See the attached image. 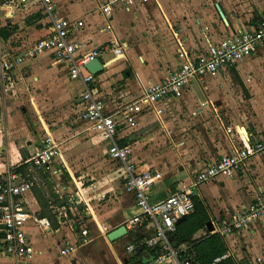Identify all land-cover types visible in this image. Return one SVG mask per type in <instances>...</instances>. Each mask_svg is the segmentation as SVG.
<instances>
[{
    "label": "crops",
    "instance_id": "obj_1",
    "mask_svg": "<svg viewBox=\"0 0 264 264\" xmlns=\"http://www.w3.org/2000/svg\"><path fill=\"white\" fill-rule=\"evenodd\" d=\"M5 2L0 0V46L6 47L11 39H17L14 46L23 40L32 43L51 33L53 21L42 5L18 7ZM55 4L58 18L85 22L83 30L75 32L77 39L86 41L85 51L117 44L126 49V58L113 61L111 51L99 58L105 65L98 73L103 82L97 91L109 108L140 97L142 85L163 79L187 59L205 53L210 42L250 29L264 18V0H151L129 7L123 0H55ZM106 4L112 8L111 17L103 12ZM4 31L8 38L2 36ZM237 85L246 92L244 96L235 89ZM84 88L83 81L71 78L66 65L50 51L0 75V173L27 161L47 135L60 143L63 159L58 175L31 174L35 186L26 196L27 208L35 218L50 221L47 228L34 219L26 225L34 257L16 260L3 255L0 264H146L155 255L151 248L139 245L155 234V224L145 223L134 231L128 228L126 223L140 212L135 197L126 190L120 167L118 172L112 169L116 162L107 155V143L86 131L87 125L79 120ZM212 90L224 95L201 98L198 94ZM185 91L197 93L201 109L193 116L202 120L187 138L179 139L165 129L164 116L175 97L165 103L161 118L151 112L142 114L136 127L122 131L120 143L131 147L132 161L140 170L159 174L153 202L181 189H192L204 200L214 230L206 225L176 248L183 257L190 253L193 264H199L194 242L207 231L220 234L224 223L264 194V151L250 157L233 178L193 185L206 164L243 148L248 138L253 142L264 135V46L217 78L195 81ZM153 122L162 128L147 131ZM161 130L166 131L170 148L159 143ZM133 139L137 141L129 142ZM160 145L165 150L158 153ZM76 195L89 205L87 215L56 202L71 201ZM121 226H126V235L110 241L108 234ZM82 229L89 230L88 237L82 236ZM223 238L229 255L225 259L233 264L263 258L264 217L248 230ZM70 244L76 250L62 255ZM134 244L142 248L130 252L128 247Z\"/></svg>",
    "mask_w": 264,
    "mask_h": 264
},
{
    "label": "built area",
    "instance_id": "obj_2",
    "mask_svg": "<svg viewBox=\"0 0 264 264\" xmlns=\"http://www.w3.org/2000/svg\"><path fill=\"white\" fill-rule=\"evenodd\" d=\"M123 1L129 7L151 0ZM5 3L18 7L27 3L40 4L52 18L53 26L49 35L32 43L23 40L14 46L17 39H11L6 47L0 46V75H7L27 59L50 51L57 61L66 65L71 78L81 79L85 88L81 94L83 107L79 120L87 125L86 131H92L107 143V155L120 165L125 188L134 195L140 211L126 223L128 228L134 231L145 223L155 224V234L139 243L155 251V255L146 264H193V259L181 256L167 237L176 230L182 217L195 210L193 190H177L166 198L153 202L152 189L159 174L140 170L132 161L131 147L120 143V135L123 130L136 127L140 116L146 112L161 118L167 110L165 103L178 97L195 81L203 82L205 79L217 78L227 67L256 53L259 47L264 46V18L250 29L210 42L205 53L187 59L163 79L142 85L140 97L109 108L106 101L98 96L97 89L103 79L100 75L91 73L86 65L96 58L103 57L107 51L114 54L113 61L126 58V49L117 44L111 49L97 48L85 51L86 41L77 39L75 35L76 31L83 30L85 22L58 18L55 0H6ZM103 12L106 17H111V6L104 5ZM227 130L232 131L230 127H227ZM60 146V143L47 135L42 139L40 146L32 151L27 161L0 173V256L7 255L16 260L34 257L35 246L26 231V225L34 219L42 227L47 228L50 221L46 218H35L27 208L26 196L35 186L31 174L35 172L60 174L63 165ZM263 151L264 135L253 142L248 138L243 148L236 149L232 154L223 155L200 169L193 185L233 178L246 166L250 157ZM263 217L264 194H258L248 207L224 223L219 233L224 237L236 232L242 233L248 230L254 221H260ZM81 234L88 237L90 232L88 229H82ZM139 245H130L128 250L134 252ZM75 250L76 245L70 244L62 249L61 253L65 256ZM228 256L225 254L215 259L213 264L220 263ZM245 264H264V257L250 260Z\"/></svg>",
    "mask_w": 264,
    "mask_h": 264
},
{
    "label": "rangeland",
    "instance_id": "obj_3",
    "mask_svg": "<svg viewBox=\"0 0 264 264\" xmlns=\"http://www.w3.org/2000/svg\"><path fill=\"white\" fill-rule=\"evenodd\" d=\"M111 55L112 54H110L108 56V58H110ZM73 83L77 84V81H75ZM235 89H237L240 92V94H243V96H244V94H246V92L244 90L240 89V87L238 85L235 87ZM231 92H233V95H237L236 94L237 92L234 91V88H232ZM198 94L200 95L201 98H203L206 95H212V96H214V98H218L219 94L220 95H224V91L215 90V91L210 92V93H206L204 91V93L203 92H199ZM196 95H197V93H192V92H189V91H183L178 96V98L175 101H173L172 104L170 105L169 113L166 116H164V122H165V126H166L165 129L167 130V132L172 133V135H173V133H175L176 137L179 138V139L187 138V136H189L190 132H193L194 130H196L197 127L201 126L202 120L199 119V118L196 119L193 116V114H195V112L200 111V109H201V104L197 100ZM212 109L213 108H212L211 104H209V106L207 107V110L211 111ZM157 123L158 122H153L150 126H148L147 131L155 130L158 127L160 129L161 126H160L159 123L158 124ZM175 131H177V132H175ZM156 135L159 136V134H156ZM166 135H167L166 131L165 130H161V134H160L158 139L159 140L163 139V141H159V143L161 145H163V146H164V143H165L166 146L170 148L171 144H170L168 138L166 137ZM149 139L150 138H148V140ZM167 144H169V145H167ZM161 145L159 146V148H157L158 149V153L163 151V150H165V148H163ZM169 156H173V154L170 153ZM184 157H185V154H184ZM114 164H113L114 166H113L112 169H115V171L118 172L117 169L120 167V165L117 164V163H114ZM75 197L76 198H71V201H69L67 199V200H65V202H63L61 200L60 201H56V202L57 203L58 202L61 203V205H62V203H65V205H66V207L68 209L71 206H72V208L73 207L78 208L79 210L83 211L85 215H87L90 212L89 205L87 203L85 204L81 200V197H79L77 195ZM59 208L62 209L63 206H60Z\"/></svg>",
    "mask_w": 264,
    "mask_h": 264
},
{
    "label": "trees",
    "instance_id": "obj_4",
    "mask_svg": "<svg viewBox=\"0 0 264 264\" xmlns=\"http://www.w3.org/2000/svg\"><path fill=\"white\" fill-rule=\"evenodd\" d=\"M9 35L10 34L6 31L2 32V36H4V38H8ZM135 141H137V139H133L129 142ZM121 144L128 145L126 142H121ZM192 198L195 203V210L189 214L185 220L177 225L174 232H171L167 235L171 245L174 248H177L181 244L190 241V238L194 234L202 229H206V225L210 221L209 211L204 200L196 195H194ZM139 247L140 246H137V249ZM140 248H142V246ZM192 250L195 252V258L199 264H213L215 259L227 254L228 247L223 236L218 233H211L207 231V234L203 238L194 242ZM189 255L190 253L187 254L186 257ZM219 264L233 263L229 259H225Z\"/></svg>",
    "mask_w": 264,
    "mask_h": 264
},
{
    "label": "water",
    "instance_id": "obj_5",
    "mask_svg": "<svg viewBox=\"0 0 264 264\" xmlns=\"http://www.w3.org/2000/svg\"><path fill=\"white\" fill-rule=\"evenodd\" d=\"M221 14L224 16V13L222 11H221ZM86 68L93 74H98L104 70L103 63L99 58H96L93 61H91L90 63H88L86 65ZM186 218H187V216L182 217L178 223L182 222ZM207 227L209 228L210 231L214 230V228L212 227L211 221L207 223ZM126 233H127L126 226H121L118 229L110 232L108 234V239L110 241H115V240L123 237L124 235H126Z\"/></svg>",
    "mask_w": 264,
    "mask_h": 264
}]
</instances>
